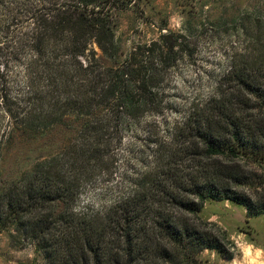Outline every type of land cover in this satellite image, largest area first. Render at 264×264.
Returning <instances> with one entry per match:
<instances>
[{"label": "trees", "instance_id": "obj_1", "mask_svg": "<svg viewBox=\"0 0 264 264\" xmlns=\"http://www.w3.org/2000/svg\"><path fill=\"white\" fill-rule=\"evenodd\" d=\"M141 2L0 0V25L29 14L0 39L14 71L0 88V156L19 144L38 153L17 178L0 164V227L45 264H212L205 250L232 260L228 236L199 218L205 203L264 215V18L236 28L242 49L182 103L164 82L189 53L185 36L161 32L121 58L116 19ZM50 133L58 151L40 146ZM123 154L134 172L117 200L80 210L85 186Z\"/></svg>", "mask_w": 264, "mask_h": 264}, {"label": "rangeland", "instance_id": "obj_2", "mask_svg": "<svg viewBox=\"0 0 264 264\" xmlns=\"http://www.w3.org/2000/svg\"><path fill=\"white\" fill-rule=\"evenodd\" d=\"M25 12L20 11V15L10 20V27L0 25V39L15 36L28 24L29 14L25 16ZM249 18H264V0H142L117 17L116 41L123 60L138 46L158 41L161 32L185 36L189 53L183 54L164 85L176 100L186 103L207 94L211 81L227 69L229 57L236 49H242L244 37L236 28L242 24L248 26ZM4 64L6 59L0 53V88L6 69L11 70V75L5 78L14 77L12 64L8 68ZM54 142V133H50L40 146L55 152L59 149ZM36 154V149L25 145H7L0 156L6 178H17ZM126 155L120 157L112 172L85 186L80 210H106L117 200L134 172L133 163ZM257 176L264 177V165L257 169ZM199 218L220 237L226 234L235 246L232 260L209 250L202 253L203 258L212 264H264V215L249 219L242 206L229 201H207ZM19 242L12 230L0 227V264H45L32 243Z\"/></svg>", "mask_w": 264, "mask_h": 264}]
</instances>
